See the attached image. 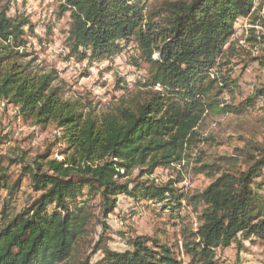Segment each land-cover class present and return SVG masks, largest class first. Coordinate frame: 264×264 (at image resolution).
Segmentation results:
<instances>
[{"label": "trees", "instance_id": "1", "mask_svg": "<svg viewBox=\"0 0 264 264\" xmlns=\"http://www.w3.org/2000/svg\"><path fill=\"white\" fill-rule=\"evenodd\" d=\"M64 1L73 56L101 62L133 44L134 63L147 65L148 76L131 100L102 115L83 113L53 87L57 73L40 74L28 60L30 19L0 9V96L19 108L18 118L59 130L34 158L0 155V264H182L163 241L164 229L130 239L123 251L110 249L103 236L93 244L92 236L97 223L109 229L121 196L164 211L180 207L184 194L174 181L158 184L150 176L184 159L209 112L236 110L218 98L239 88L231 76L236 25L256 23L257 0H166L157 8L150 0ZM254 62L264 65L252 59L244 67ZM257 98L264 99V85L246 102ZM223 160L229 168L199 171L212 181L199 196L200 226L185 238L190 264H217L218 250H240L242 240L264 242V150L248 145ZM98 252L103 257L93 263Z\"/></svg>", "mask_w": 264, "mask_h": 264}, {"label": "rangeland", "instance_id": "2", "mask_svg": "<svg viewBox=\"0 0 264 264\" xmlns=\"http://www.w3.org/2000/svg\"><path fill=\"white\" fill-rule=\"evenodd\" d=\"M166 0H150L152 8H157ZM64 0H0V9L8 7L9 16L28 17L34 27L29 34L28 60H35L34 68L40 74L57 73L53 87L60 90L63 101L77 110L96 115L109 112L115 105L134 98L143 89L148 66H137V56L132 44L122 53L105 61H81L73 56V46L69 36L71 18L69 12H62ZM250 19L237 22L236 57L232 78L237 80L235 95L223 93L218 99L222 105H233L234 112H209L196 130V137L187 148L184 159L165 168H158L150 179L158 184L174 181L175 188L183 194L180 207L160 210L158 204L134 203L126 196L119 197V206L107 219L109 229L104 232L96 224L92 236L95 244L100 237L107 240L112 250L123 251L128 241L136 237H152L162 232L163 241L173 246L176 258L182 264H190L191 258L185 248V238L196 232L200 226L199 212L203 208L199 198L210 185L211 179L199 173L204 165L229 168L227 159L239 155L248 145L264 150V99L257 98L253 105L246 102L254 91L264 85V65L258 62L245 68L246 61H264V0H257V13ZM253 62V61H252ZM147 90V88H144ZM90 104V106H89ZM19 108L9 104L0 96V155L27 153L30 158L47 152L54 136L59 134L56 125L46 129L32 121L18 118ZM10 139H7V138ZM242 161V160H240ZM19 167H14L17 172ZM137 169L131 179L139 175ZM147 177L143 178L145 181ZM29 182L23 185L28 192ZM5 193L0 192L1 198ZM23 203V201H21ZM97 220L100 214L96 209ZM175 214V216H172ZM124 234L120 235V234ZM238 250L235 244L228 249L217 251V264H264V242L244 241ZM103 257L102 252L93 256V263Z\"/></svg>", "mask_w": 264, "mask_h": 264}, {"label": "built area", "instance_id": "3", "mask_svg": "<svg viewBox=\"0 0 264 264\" xmlns=\"http://www.w3.org/2000/svg\"><path fill=\"white\" fill-rule=\"evenodd\" d=\"M122 172H124V171L122 170Z\"/></svg>", "mask_w": 264, "mask_h": 264}]
</instances>
